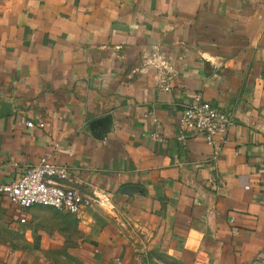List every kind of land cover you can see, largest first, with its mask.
<instances>
[{
	"label": "crops",
	"instance_id": "0c3cea01",
	"mask_svg": "<svg viewBox=\"0 0 264 264\" xmlns=\"http://www.w3.org/2000/svg\"><path fill=\"white\" fill-rule=\"evenodd\" d=\"M154 54L175 73L149 65ZM197 92L236 116L215 163L203 134L177 138ZM45 156L111 195L110 210L74 217L78 263L252 264L264 252V0H0V181ZM23 211L0 200L1 221L31 225L19 246L0 239V264H62L58 233L38 228L51 211Z\"/></svg>",
	"mask_w": 264,
	"mask_h": 264
},
{
	"label": "built area",
	"instance_id": "2783aa9c",
	"mask_svg": "<svg viewBox=\"0 0 264 264\" xmlns=\"http://www.w3.org/2000/svg\"><path fill=\"white\" fill-rule=\"evenodd\" d=\"M148 64L163 73H175L169 59L164 55L154 54L151 59H148ZM163 84L165 89H169L166 79H163ZM154 121L158 123L157 118H154ZM235 123L236 116L233 111L217 107L205 99L201 92H197L191 102L181 111L177 138L186 141L190 136L203 134L206 142L213 147L211 161L215 163ZM26 124L29 127L35 125L33 121H27ZM38 124L40 127L45 126L42 121ZM153 137L158 141H163V137L157 133ZM13 166L15 169L13 178L0 181V200L5 197L22 210L37 205L45 206L84 221L88 211L95 205L105 208L111 205V195L107 191L95 187L89 192L83 191L75 185L77 177L75 167L52 162L49 156L42 157L34 164L14 163ZM209 182L212 185L218 184L215 177H211ZM19 221L25 223L27 219L21 217ZM251 262L252 264H264V252L261 251ZM199 264L217 263L200 261Z\"/></svg>",
	"mask_w": 264,
	"mask_h": 264
},
{
	"label": "rangeland",
	"instance_id": "374dc122",
	"mask_svg": "<svg viewBox=\"0 0 264 264\" xmlns=\"http://www.w3.org/2000/svg\"><path fill=\"white\" fill-rule=\"evenodd\" d=\"M47 208L51 211L46 213L43 218V223L41 228L49 235H55L58 233V240L62 241V246L59 250V259L62 264H84L78 263L79 257L74 254V250L79 247V245L85 239V231L79 225L78 221L74 217L68 214L57 212L52 208ZM111 208V205L109 207ZM29 209V208H28ZM28 209L24 210L25 213ZM22 210V209H20ZM13 221L3 222L0 220V239L13 242L16 238L21 237V239H27V230H31V225L29 223H14ZM21 243V242H19ZM13 246H19L21 244H12ZM26 246L27 244H22ZM170 264V262H168Z\"/></svg>",
	"mask_w": 264,
	"mask_h": 264
}]
</instances>
